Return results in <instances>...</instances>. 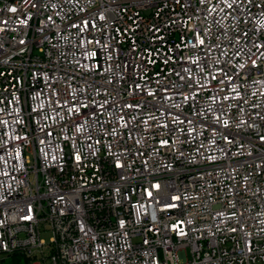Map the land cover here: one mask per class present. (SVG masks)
<instances>
[{
  "label": "built area",
  "instance_id": "1",
  "mask_svg": "<svg viewBox=\"0 0 264 264\" xmlns=\"http://www.w3.org/2000/svg\"><path fill=\"white\" fill-rule=\"evenodd\" d=\"M14 252L264 264V0H0Z\"/></svg>",
  "mask_w": 264,
  "mask_h": 264
},
{
  "label": "trees",
  "instance_id": "2",
  "mask_svg": "<svg viewBox=\"0 0 264 264\" xmlns=\"http://www.w3.org/2000/svg\"><path fill=\"white\" fill-rule=\"evenodd\" d=\"M33 259L25 254L14 252L0 260V264H31Z\"/></svg>",
  "mask_w": 264,
  "mask_h": 264
},
{
  "label": "rangeland",
  "instance_id": "3",
  "mask_svg": "<svg viewBox=\"0 0 264 264\" xmlns=\"http://www.w3.org/2000/svg\"><path fill=\"white\" fill-rule=\"evenodd\" d=\"M48 236H49L48 233H43V234H42V237L45 238L46 240L48 239ZM42 263H43V264H48L47 261H42ZM31 264H33V263H31Z\"/></svg>",
  "mask_w": 264,
  "mask_h": 264
}]
</instances>
